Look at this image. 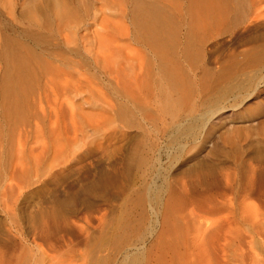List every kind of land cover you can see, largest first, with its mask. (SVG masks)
Here are the masks:
<instances>
[{"label": "bare ground", "instance_id": "bare-ground-1", "mask_svg": "<svg viewBox=\"0 0 264 264\" xmlns=\"http://www.w3.org/2000/svg\"><path fill=\"white\" fill-rule=\"evenodd\" d=\"M131 2L132 17L145 40H133L132 48L120 46L129 52L116 63L115 177L101 170L63 197L50 192L49 205L27 211L25 223L17 219L14 203L1 201L0 264H116L131 234L144 221L146 208L155 215L158 230H148L154 240L143 255V264H227V251L244 253L245 236L239 225L227 218L219 222L207 217L226 210L232 198L254 194V186H264L263 122L244 127L231 126L234 118L218 122L221 141L212 144L209 152L230 159L231 167L221 160L199 159L185 167L179 161L180 143L201 131L209 134L205 123L225 108L226 97L233 95V108L258 90L260 83L264 85L260 73L264 69V0H191L187 14L195 23L184 34L183 43L173 6L162 0ZM241 34V40H216ZM9 61L5 93L14 89L15 76L25 78L28 73L23 56L14 55ZM19 92L7 96L13 99ZM202 102L211 103L199 118L188 113L178 119ZM17 106V99L10 101L9 109ZM167 135V144L154 160L153 149ZM163 148L167 154L162 166ZM83 153H73L72 160H79ZM0 188L4 196L15 189L6 183ZM256 194L264 204V189ZM95 198L103 204L97 207ZM80 206L86 210L83 223L78 224L70 215ZM262 209L255 224L264 233ZM240 215L236 218L242 219ZM123 259L126 264H141L140 252Z\"/></svg>", "mask_w": 264, "mask_h": 264}, {"label": "rangeland", "instance_id": "rangeland-1", "mask_svg": "<svg viewBox=\"0 0 264 264\" xmlns=\"http://www.w3.org/2000/svg\"><path fill=\"white\" fill-rule=\"evenodd\" d=\"M162 1L177 10L170 7L179 17V41L183 43L184 34L195 23L187 14L191 0ZM132 9L131 0H0V185L15 187L5 196L0 188V205L1 201L14 203V213L23 223L27 211L49 205L50 192L63 197L101 170L115 177L119 103L116 63L129 52L121 51L120 46L132 48L133 40H145L137 29ZM225 36L216 40H241L243 34ZM177 51L181 52L180 46ZM14 55L25 58L28 73L25 78L15 76L14 89L5 93V82L11 75L9 57L13 59ZM260 73L263 75L264 69ZM14 90L20 92L11 99L7 94ZM16 99L18 106L9 109L10 101ZM210 103H197L178 119L188 115L199 118ZM232 104L233 95H229L222 103L225 108L205 123L209 134L201 131L195 138L181 141L179 161L185 167L191 166L195 159L215 163L221 160L224 166H232L230 159L210 155L212 144L221 141L217 124L233 118L231 126L264 124L263 82L243 103L231 108ZM167 140L168 135L160 138L153 149L154 160ZM77 151L84 153L79 160H72ZM166 154L163 148L162 166ZM263 189L264 186H254L251 189L254 194L232 198L226 210L207 217L219 222L230 219L245 236L244 253L233 250L235 256L227 251V264H264V233L255 224L264 207L256 193ZM118 201L120 204L123 198ZM94 204L98 207L103 202L95 198ZM84 210L80 206L70 215L71 219L83 223ZM142 214L144 221L131 234V241L125 246L126 251L118 254L116 264H126L123 256L136 252H140V262L144 263L143 255L154 240L148 230L157 231L158 225L150 208ZM239 215L242 219L236 218ZM187 242L192 250L190 238ZM198 261L195 258V263Z\"/></svg>", "mask_w": 264, "mask_h": 264}]
</instances>
